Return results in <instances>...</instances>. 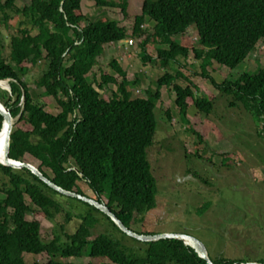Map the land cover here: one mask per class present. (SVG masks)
<instances>
[{
  "label": "trees",
  "instance_id": "obj_1",
  "mask_svg": "<svg viewBox=\"0 0 264 264\" xmlns=\"http://www.w3.org/2000/svg\"><path fill=\"white\" fill-rule=\"evenodd\" d=\"M15 1H0L3 26L7 27L12 17L9 10L18 16L17 33L8 38L6 57L15 65L7 64L0 43V80L7 79L9 85L8 95L0 92V102L13 117L7 156L32 166L65 190L84 195L78 185L83 182L94 199L106 205L128 229L132 230L131 225L155 206L156 180L146 156L154 133L155 100L163 85L182 75L176 67L184 64L189 51L200 62V74L220 94L230 96V105L241 103L255 123L256 135L264 139V66L219 82L205 71L212 62L235 68L258 40H264V0H142L128 34L116 19H89L80 9L81 0H28L21 7H15ZM94 1L100 6H119L126 15L125 0ZM145 20L150 21L148 32L142 26ZM189 27L196 31V47L189 48L175 38ZM126 38L138 40L137 53L143 64L155 62L163 69L155 91L146 88L143 95L131 97L127 85L137 81L127 79L115 58L108 62L113 73L102 71L99 81H87L86 74L103 50ZM33 67L43 68L34 82L43 88V94L55 99L57 112L45 110L32 97L24 75ZM108 83L115 88L105 98L100 90ZM172 88L182 117L189 106L187 97L195 110L210 112L211 99L204 93L195 95L188 85L176 83ZM0 192V264H28L23 253H46L48 259L42 264H84L68 261L81 255L105 258L114 264H207L175 238L141 241L129 236L138 245L131 248L107 230L89 239L90 229L98 222L94 212L121 230L94 206L52 189L26 167L0 163ZM54 195L79 200L87 210L65 212ZM31 211L41 213L53 224L48 241L40 236L38 220L26 218ZM58 212H64L65 221L71 217L79 220L72 232L54 221ZM209 259L214 264L264 263V257Z\"/></svg>",
  "mask_w": 264,
  "mask_h": 264
},
{
  "label": "rangeland",
  "instance_id": "obj_2",
  "mask_svg": "<svg viewBox=\"0 0 264 264\" xmlns=\"http://www.w3.org/2000/svg\"><path fill=\"white\" fill-rule=\"evenodd\" d=\"M3 1V0H0ZM28 0H16L15 7H21ZM120 1V0H111ZM126 15L119 6H100L94 0H81L80 8L89 19L109 17L116 19L126 33H130L133 15L140 10L142 0H125ZM12 17L7 27L0 23V43L8 65L15 63L8 58V38L17 33L15 28L18 16L9 10ZM1 17V13H0ZM146 32L150 21L142 24ZM31 33H35V27ZM176 40L184 41L190 47H196V31L189 27ZM138 41V40H137ZM136 40H121L119 46L104 48L97 58V63L86 74L88 82L99 81L100 72H112L110 58H115L126 72L129 81L127 88L131 97L143 95L149 88L156 89V80L163 74V69L155 62L143 64L138 56ZM148 48H151L149 46ZM155 55L153 48L149 50ZM186 61V62H185ZM184 64L176 68L182 73L160 89V96L155 100V126L152 142L146 149V156L156 180L157 193L155 206L150 209L141 221L131 225L136 233H182L199 240L210 258L217 256L256 260L264 257V139L255 133V123L249 112L237 103L230 105V96L220 94L208 78L200 72L199 60L188 52ZM29 66V63H23ZM264 66V40H258L254 49L235 68L228 69L212 62L205 71L219 82L225 77H236L243 70L255 71ZM43 68L33 67L24 75L27 87L34 98L44 105V109L55 113L59 110L52 96L43 94V88L35 84ZM171 74L173 73L172 70ZM117 81L120 77L115 75ZM230 78V79H231ZM188 85L195 95L204 93L211 99L209 113L197 111L192 107V99L187 97L188 109L181 116L174 103L175 93L172 85ZM196 86V89L193 87ZM115 85L108 83L100 90L107 98ZM9 94L7 79L1 80L0 92ZM1 103V102H0ZM72 161L68 163L72 165ZM85 196L95 198L92 191L83 182L78 183ZM3 194L0 192V197ZM54 198L59 201L65 212H84L87 206L79 200L64 197ZM104 200L103 197H101ZM25 201H30L25 196ZM207 206L198 214L197 209ZM64 212L54 215V221L63 225L65 231L72 232L78 219L71 217L65 221ZM98 222L90 229L89 239L102 231H109L114 238L127 247L138 246L123 232L111 227L99 213L94 212ZM27 219L39 222L40 236L44 241L52 237L53 224L37 211L26 214ZM58 230V226L56 227ZM26 263L36 261L44 263L46 253L31 255L23 253ZM73 263L114 264L105 258H94L86 255L70 257Z\"/></svg>",
  "mask_w": 264,
  "mask_h": 264
},
{
  "label": "water",
  "instance_id": "obj_3",
  "mask_svg": "<svg viewBox=\"0 0 264 264\" xmlns=\"http://www.w3.org/2000/svg\"><path fill=\"white\" fill-rule=\"evenodd\" d=\"M0 82H1V80H0ZM22 100H23V97H22ZM0 115L2 117V124H4L3 129L6 130L5 138H4L3 158L1 159L0 163H2L3 165L13 166V167H26V168H28L32 173L37 175L42 181H44L52 189H54V190H56L59 193H62L64 195L78 198V199L94 206L95 208H97L102 213L106 214L110 218V220H112V222L122 232H124L128 236L134 237V238L141 240V241H151V240H157L160 238L179 239V240L183 241L184 244L190 246L197 253V255L199 257L205 259L207 264H214L209 259L207 252L205 250V247L203 246V244L199 240H197V239H195L189 235L182 234V233H158V234L136 233V232L132 231L131 229H128L127 227H125L122 224V222L114 215V213L111 212L109 210V208L106 205H104L103 203L95 200L94 198H91V197H88L85 195H81V194L76 193L74 191L65 190V189L61 188L60 186L54 184L52 181H50L46 177H44L39 171H37L32 166H30L24 162H21L19 160L9 158L7 156V149H8V141H9V132L11 129V124H12L11 118H13V117L11 116L7 107H5L2 103H0ZM238 264H264V263L263 262H257V261H245V262H241Z\"/></svg>",
  "mask_w": 264,
  "mask_h": 264
},
{
  "label": "bare ground",
  "instance_id": "obj_4",
  "mask_svg": "<svg viewBox=\"0 0 264 264\" xmlns=\"http://www.w3.org/2000/svg\"><path fill=\"white\" fill-rule=\"evenodd\" d=\"M11 122L13 123V118H11ZM3 128H4V124H2V127L0 129V161L3 158L4 138L6 132V130Z\"/></svg>",
  "mask_w": 264,
  "mask_h": 264
},
{
  "label": "crops",
  "instance_id": "obj_5",
  "mask_svg": "<svg viewBox=\"0 0 264 264\" xmlns=\"http://www.w3.org/2000/svg\"><path fill=\"white\" fill-rule=\"evenodd\" d=\"M80 9H81V8H80ZM116 46H119V45L117 44ZM116 46H115V47H116Z\"/></svg>",
  "mask_w": 264,
  "mask_h": 264
}]
</instances>
